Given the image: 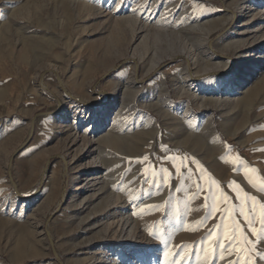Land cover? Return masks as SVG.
Returning <instances> with one entry per match:
<instances>
[{
    "label": "rangeland",
    "instance_id": "374dc122",
    "mask_svg": "<svg viewBox=\"0 0 264 264\" xmlns=\"http://www.w3.org/2000/svg\"><path fill=\"white\" fill-rule=\"evenodd\" d=\"M261 205L264 0H0V264H251Z\"/></svg>",
    "mask_w": 264,
    "mask_h": 264
},
{
    "label": "snow or ice",
    "instance_id": "6c2138e0",
    "mask_svg": "<svg viewBox=\"0 0 264 264\" xmlns=\"http://www.w3.org/2000/svg\"><path fill=\"white\" fill-rule=\"evenodd\" d=\"M253 200H255V197H253ZM154 207L158 208L159 205H156ZM261 207H262V209H264V205H261ZM252 208H255L254 204L252 205ZM251 215L254 216L255 213L252 212ZM250 222H251V220H250ZM262 224H264V221H262ZM252 231L255 233L257 230H256V228H253ZM261 234H264V227L261 228ZM210 235H211V233H210ZM218 247L220 248L221 253L228 252L229 248H230V246L229 247H224L223 245H219ZM261 260H264V254L257 255L256 256V261H252L251 264H256V262L261 261ZM241 261H243V264H250L251 255H249L247 258H244V257L238 258L234 262V264H241Z\"/></svg>",
    "mask_w": 264,
    "mask_h": 264
},
{
    "label": "bare ground",
    "instance_id": "6f19581e",
    "mask_svg": "<svg viewBox=\"0 0 264 264\" xmlns=\"http://www.w3.org/2000/svg\"><path fill=\"white\" fill-rule=\"evenodd\" d=\"M29 50V49H28ZM26 52H27V50H26ZM29 53V52H28ZM22 55H24V53H22ZM249 96V95H248ZM249 98H250V96H249ZM205 121H206V123L209 125V127H212L211 125H212V121H210V118H211V116H209V115H206L205 116ZM204 127V126H203ZM222 129L225 131V132H227L228 133V127L226 126V125H224V126H222ZM211 132V131H210ZM127 226V225H126ZM169 260V259H168Z\"/></svg>",
    "mask_w": 264,
    "mask_h": 264
}]
</instances>
